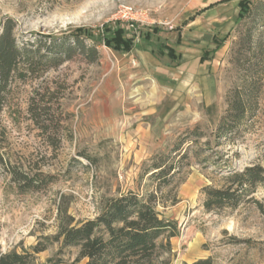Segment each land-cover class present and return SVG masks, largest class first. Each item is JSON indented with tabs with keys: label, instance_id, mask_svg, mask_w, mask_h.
I'll return each mask as SVG.
<instances>
[{
	"label": "rangeland",
	"instance_id": "rangeland-1",
	"mask_svg": "<svg viewBox=\"0 0 264 264\" xmlns=\"http://www.w3.org/2000/svg\"><path fill=\"white\" fill-rule=\"evenodd\" d=\"M122 6L145 12L152 22L143 25L145 32L182 30L194 20L209 28L199 43L215 64L211 80L189 79L179 91L166 90L140 70L134 55L107 47L104 39L118 28L132 38L116 19ZM7 20L15 22L20 41L80 33L97 44L99 55L91 61L78 51L42 78L14 86L2 115L7 156L48 183L23 191L0 166L3 251L41 243L46 249L36 264L49 258L73 263L79 249L62 247L61 227L95 218L109 198L156 191L151 171L172 157L178 160L176 148H182L188 155L180 172L159 191L160 216L176 221L178 232L171 238L172 254L160 260L264 264V214L256 204L207 210L203 193L207 185L223 186L225 170L264 166V0H0V27ZM242 96L248 114L237 130L221 136L220 124ZM33 99L47 108L48 133L32 119ZM254 197L264 202L262 187Z\"/></svg>",
	"mask_w": 264,
	"mask_h": 264
},
{
	"label": "trees",
	"instance_id": "trees-1",
	"mask_svg": "<svg viewBox=\"0 0 264 264\" xmlns=\"http://www.w3.org/2000/svg\"><path fill=\"white\" fill-rule=\"evenodd\" d=\"M15 27V22L11 20L5 21L0 27V166L9 171L21 190H39L48 180L40 178L42 174L30 175L20 170L11 164L7 156V128L2 115L9 106L16 83L42 78L78 51L95 61L99 55L98 46L94 41L87 43L88 37L80 33L58 41L55 37L20 41L14 32ZM104 41L107 47H113L120 52H128L134 47V37L127 38L124 28H118L112 38ZM172 51L171 49L170 53ZM206 58L207 55L202 56V60ZM46 109L40 100L36 99H33L29 106L32 119L43 132L48 133L50 127L47 123H50L51 118ZM248 110L245 97L236 99L233 103V115L220 124L219 134L228 137L237 130ZM59 140H51L52 145L57 146ZM176 152L178 160L172 157L170 161L156 165L151 171V178L157 182L156 191L145 195L130 191L109 198L95 218L76 225L68 223L61 227L57 239L62 238V247L79 249L71 264L83 259H88L86 264H160V261L170 264V259H160L163 254H172L171 238L178 234L177 222L161 217L157 207L163 202L159 191L174 182L180 172L181 161L188 155L187 150L183 152L182 148H176ZM222 178L224 184L221 187H203L204 205L207 210L236 209L245 203H255L264 214V202L254 197L259 187L264 191L263 165L253 164L241 170H225ZM45 249L41 243L22 252L15 249L3 251L0 246V264H36V255ZM46 264L68 263L61 258H49ZM190 264H212V259L202 258Z\"/></svg>",
	"mask_w": 264,
	"mask_h": 264
},
{
	"label": "crops",
	"instance_id": "crops-1",
	"mask_svg": "<svg viewBox=\"0 0 264 264\" xmlns=\"http://www.w3.org/2000/svg\"><path fill=\"white\" fill-rule=\"evenodd\" d=\"M211 18L213 19L211 24H217V20ZM198 23L194 20L187 25L188 28L184 27L182 30L177 28L171 32L163 30L162 32L160 29L155 31L154 27L147 28L145 32L146 27L143 26L140 39L138 41L134 39V47L123 54L134 55L140 70L149 73L154 82L166 90L179 91L189 79L209 82L215 64L209 58L202 60L203 49L206 46L202 42L199 43L201 34L204 36L209 28H205L204 25L199 26ZM189 33L190 42L187 36ZM210 39L212 40V37ZM207 44L213 46L210 45L209 40ZM168 48L173 49L172 53Z\"/></svg>",
	"mask_w": 264,
	"mask_h": 264
},
{
	"label": "built area",
	"instance_id": "built-area-1",
	"mask_svg": "<svg viewBox=\"0 0 264 264\" xmlns=\"http://www.w3.org/2000/svg\"><path fill=\"white\" fill-rule=\"evenodd\" d=\"M116 19L125 24L126 28L131 31L132 36L136 41L140 39L141 27L145 24L152 23L148 20L144 11L137 10L133 6L120 7Z\"/></svg>",
	"mask_w": 264,
	"mask_h": 264
}]
</instances>
